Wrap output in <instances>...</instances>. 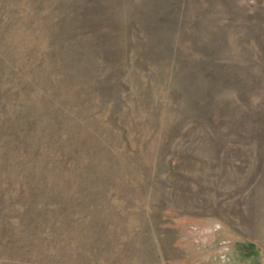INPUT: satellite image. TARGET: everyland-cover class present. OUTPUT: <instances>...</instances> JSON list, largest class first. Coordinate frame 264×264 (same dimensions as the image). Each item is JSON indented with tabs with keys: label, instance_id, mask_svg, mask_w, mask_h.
Wrapping results in <instances>:
<instances>
[{
	"label": "rangeland",
	"instance_id": "1",
	"mask_svg": "<svg viewBox=\"0 0 264 264\" xmlns=\"http://www.w3.org/2000/svg\"><path fill=\"white\" fill-rule=\"evenodd\" d=\"M0 264H264V0H0Z\"/></svg>",
	"mask_w": 264,
	"mask_h": 264
}]
</instances>
